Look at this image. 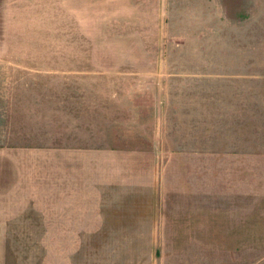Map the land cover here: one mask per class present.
Returning <instances> with one entry per match:
<instances>
[{
	"label": "rangeland",
	"instance_id": "374dc122",
	"mask_svg": "<svg viewBox=\"0 0 264 264\" xmlns=\"http://www.w3.org/2000/svg\"><path fill=\"white\" fill-rule=\"evenodd\" d=\"M0 264H264V0H0Z\"/></svg>",
	"mask_w": 264,
	"mask_h": 264
}]
</instances>
